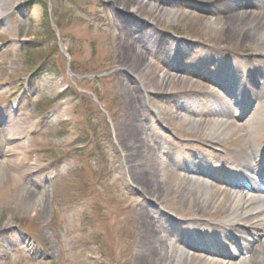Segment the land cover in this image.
<instances>
[{
  "label": "rangeland",
  "instance_id": "rangeland-1",
  "mask_svg": "<svg viewBox=\"0 0 264 264\" xmlns=\"http://www.w3.org/2000/svg\"><path fill=\"white\" fill-rule=\"evenodd\" d=\"M253 1L222 0L208 7L219 11L226 3L231 9ZM113 13L108 0H0V127L13 128L21 136L20 145L27 151H19V156L29 166L19 172L16 183L31 188L40 199V205L28 212L19 210L17 200L0 201V264H133L141 254L146 262L151 252L139 255L132 243L134 225L144 211L154 213L171 236L186 243L210 231L212 248L218 242L233 244L247 230L242 224L223 226L226 214L209 222L181 216L179 202L165 208L145 200L138 189L144 176L127 169L137 158L124 157L121 140L126 129L131 138L145 122L177 144H193L188 151L197 159L215 154L217 162L230 169L232 165L228 172H259L256 161L264 143L231 153L222 145L194 141L166 128L155 120L138 90L131 92L138 97L130 93L125 98L120 90L124 76L111 62L115 52L100 41V32L115 33L108 26ZM119 14L127 21L131 18L126 10ZM169 28L165 42L196 50V40L176 41L187 34L184 27ZM230 40L211 43L213 50L202 58L233 59L238 65L242 61L249 77H263L262 46ZM183 96L155 99L186 110L214 108L209 98ZM259 246L255 242L251 247Z\"/></svg>",
  "mask_w": 264,
  "mask_h": 264
},
{
  "label": "bare ground",
  "instance_id": "bare-ground-1",
  "mask_svg": "<svg viewBox=\"0 0 264 264\" xmlns=\"http://www.w3.org/2000/svg\"><path fill=\"white\" fill-rule=\"evenodd\" d=\"M108 1L114 9L108 26L115 33L100 32V41L101 46L108 45L115 52L111 62L124 76L120 90L125 92V98L138 90L156 121L194 141H211L231 153L263 144L264 76L249 77L242 61L238 65L233 59L205 60L202 53L213 50L208 47L211 43L235 38L240 45L247 40L254 47L262 46L264 51V0L231 9L226 3L219 11L212 10L208 3L222 0H197L194 5L193 0ZM124 10L131 14L129 21L119 14ZM172 24L181 25L187 33L176 37L177 42H198L195 51L165 42ZM131 94L138 97L136 92ZM166 94L210 98L214 108L186 110L165 106L155 99ZM143 116L147 117L146 109ZM12 130L0 127V157H4L0 161V201L7 204L10 199L17 200L19 210L28 212L40 205V199L31 188L16 183L17 175L29 163L19 156V151L26 149L20 145L21 136ZM128 131H124L121 140L126 147L124 157L137 158L127 169L142 172L144 182L138 189L145 200L165 208L179 202L181 216L189 219L204 217L209 222L226 214L221 221L223 226L235 228L242 224L247 229L237 238V246L245 249L239 255L238 249L227 242H222L220 248L219 242L215 243L212 248L209 244L214 237L210 231L194 236L193 243H186L171 236L154 213L144 211L134 225L132 243L137 245V254L149 250L151 256L143 262L141 254L133 264H264V205H255L258 193H264L263 155L256 161L260 168L257 173L253 168L248 171L250 174L226 173L229 166L217 162L213 152L209 159H197L188 151L193 144H177L146 122L138 132L130 134L131 138L127 137ZM246 160L255 163L249 156ZM244 190L248 192L247 199L242 195ZM258 237H263L261 246L253 250L251 244L258 242Z\"/></svg>",
  "mask_w": 264,
  "mask_h": 264
}]
</instances>
